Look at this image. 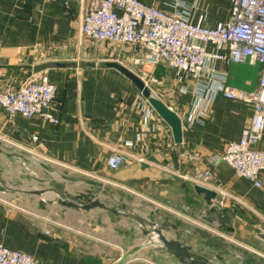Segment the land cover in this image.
<instances>
[{"label":"crops","instance_id":"1","mask_svg":"<svg viewBox=\"0 0 264 264\" xmlns=\"http://www.w3.org/2000/svg\"><path fill=\"white\" fill-rule=\"evenodd\" d=\"M144 1L214 26L229 17L233 0ZM87 5V0H0V90L18 87L47 68L60 118L10 117L0 105V244L30 253L40 264H186L155 241L153 226L132 215L158 226L150 219L153 211L142 213L137 207L175 201L178 209L205 220L208 209L197 183L181 176H193L196 167L211 169L205 186L218 192L219 208L229 210L222 215L226 221L209 223H234L247 238L264 239V174L257 187L226 161L212 165L191 159L196 152L223 153L229 141L240 137L253 106L227 97L224 89L258 88L261 63L208 56L200 79L165 61L152 66L140 44L88 38L81 28ZM107 61L137 73L143 68L162 80L152 91L181 116V142L134 81ZM256 147L264 149V135ZM113 153L127 157L116 170L107 165ZM17 178L27 188L5 183L16 184ZM53 188L77 203L100 201L122 211L66 206ZM130 192L134 195L128 197ZM89 194L94 198L83 201ZM186 198L195 204L185 206ZM163 232L209 264H232L199 241L188 243Z\"/></svg>","mask_w":264,"mask_h":264},{"label":"built area","instance_id":"2","mask_svg":"<svg viewBox=\"0 0 264 264\" xmlns=\"http://www.w3.org/2000/svg\"><path fill=\"white\" fill-rule=\"evenodd\" d=\"M87 1L81 25L84 34L100 43L140 44L144 48V60L152 66L165 61L170 68L200 79L208 56L261 63L258 88L227 86L224 89L227 97L244 100L253 106L251 121L242 129L240 137L229 141L223 153L196 152L191 159L212 165L226 161L238 176L262 187L264 149L256 145L264 135V0H233L229 17L214 26L195 22L183 12L169 11L144 0ZM210 44L219 49H210ZM138 73L149 86L150 80L162 82L143 68ZM55 98L56 86L47 68L34 73L18 87L0 90V105L10 117L20 113L59 122L53 105ZM126 161L124 154L113 153L107 165L116 170ZM212 175L209 167H196L193 176H181L205 186ZM0 264H40V261L30 253L0 244Z\"/></svg>","mask_w":264,"mask_h":264},{"label":"rangeland","instance_id":"3","mask_svg":"<svg viewBox=\"0 0 264 264\" xmlns=\"http://www.w3.org/2000/svg\"><path fill=\"white\" fill-rule=\"evenodd\" d=\"M149 84L151 87L159 85V83L151 80ZM17 172L18 170L14 168V173L18 175L19 173ZM15 182L16 184L7 181L5 183L11 187H18L21 189L27 188L23 186V184L18 183V178ZM33 184L38 185L40 183ZM131 195L134 194L131 192L128 193V197ZM171 195L172 197L174 196L173 193ZM171 195L166 194L165 196L170 197ZM92 198H94V196L89 194L82 198V200L90 202ZM160 198L163 200L164 196ZM182 202L185 206H187V204H195L193 200H189L188 198L184 199ZM172 204L173 205L165 203V201L160 203L154 201V204H151V202L147 201L145 202V206H148V208H137L139 209L138 211L142 213L153 211L152 215H150V219L156 221L158 227L162 230L168 231L173 236H177L188 243L199 241L207 248L215 250L218 254L227 255L228 259L232 260V264H264V239L262 235H260L261 237L250 236L247 238L246 234L241 232L239 226H236L234 223L223 225L216 223L212 225L209 223L210 221L207 222L196 216V214H190L183 209H178L175 205V201ZM131 206L136 209V207H133L134 205ZM118 211H122V209H118ZM101 213L105 214L106 212L103 211ZM152 236L155 237V241L159 242L158 235L155 231ZM257 249L260 250V253H257ZM222 264L225 263L222 262Z\"/></svg>","mask_w":264,"mask_h":264},{"label":"water","instance_id":"4","mask_svg":"<svg viewBox=\"0 0 264 264\" xmlns=\"http://www.w3.org/2000/svg\"><path fill=\"white\" fill-rule=\"evenodd\" d=\"M108 65L115 66L119 68L123 73H125L128 77H130L134 83L137 85V87L141 90V92L144 94V96L149 100V102L154 106V108L158 111V113L169 123V125L172 128L174 138L176 142H181L183 138V122L181 116L178 114V112L170 107L166 102H164L163 99L156 96L152 88L145 82V80L134 70L130 69L128 66L118 62V61H107ZM55 192L58 193L60 196L59 202L63 205L75 207L79 209H96L101 208L108 211H112L117 213L118 210L107 206L105 203L100 201H93L88 204H80L77 203L71 199H68L67 195L61 191H59L56 188H53ZM195 190L198 194L203 195L204 200L206 202V207L208 209L207 216L205 217V220L210 221L211 223H214L216 221H226L222 217V215L229 211L228 209H220L219 206L216 203L218 192L214 189L201 186V185H195ZM38 194L42 193L41 190L37 191ZM135 219H137L140 223H149L151 226H153V230L157 233L159 241L165 246V248L170 252L176 255L180 261L184 263H188L187 260H190V264L194 263H200V264H209L208 258L196 254L192 252L189 247L185 246L182 242L170 239L168 238L163 230L156 225L155 222L149 221L146 218L133 214L132 215ZM232 216H234V213L232 212Z\"/></svg>","mask_w":264,"mask_h":264}]
</instances>
